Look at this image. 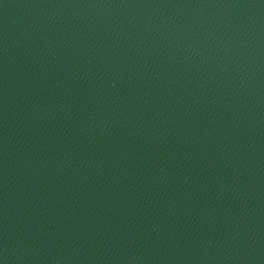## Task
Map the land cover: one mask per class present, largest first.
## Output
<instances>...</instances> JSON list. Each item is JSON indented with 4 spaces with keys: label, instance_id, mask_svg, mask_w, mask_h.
I'll use <instances>...</instances> for the list:
<instances>
[{
    "label": "water",
    "instance_id": "95a60500",
    "mask_svg": "<svg viewBox=\"0 0 264 264\" xmlns=\"http://www.w3.org/2000/svg\"><path fill=\"white\" fill-rule=\"evenodd\" d=\"M0 264H264V0H0Z\"/></svg>",
    "mask_w": 264,
    "mask_h": 264
}]
</instances>
